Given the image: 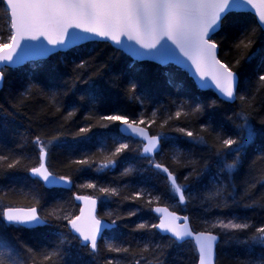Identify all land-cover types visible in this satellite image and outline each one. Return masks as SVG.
Here are the masks:
<instances>
[{"label": "trees", "instance_id": "1", "mask_svg": "<svg viewBox=\"0 0 264 264\" xmlns=\"http://www.w3.org/2000/svg\"><path fill=\"white\" fill-rule=\"evenodd\" d=\"M255 27L250 14H234L223 21L214 37L219 45V59L232 67L239 77L238 91L251 100L246 111L254 140L240 153L237 168L231 173L224 161L233 163L234 158L216 155V136H231L238 142L246 138V130L240 128L241 101L229 104L211 91H199L185 72L172 65L133 62L107 43H90L45 61L8 69L0 92V154L8 157L0 161V211L8 207L36 208L48 225L26 230L8 226L0 218V237L4 241L0 251L7 250L2 245L10 244L15 250L14 258L26 259L22 245L27 244L41 251L59 248L61 264H105L106 258L114 256L120 257L122 264H132L143 246L148 245L143 255L153 264H197L192 242L179 245L156 229L137 230L141 222L157 223L152 209L164 206L187 216L194 232L211 231L220 237L216 264H238L241 259L264 257V246L250 241L248 236L264 224V207H244L257 202L264 205V155H260L264 153V88L256 91L257 75L264 65V33L257 29L250 47H235L244 33ZM7 31V22L0 21V32L6 35ZM81 63L84 67H77ZM181 105V116L164 124ZM197 105L200 111L194 112ZM153 111L157 113L156 120L149 125ZM120 112L130 122L143 115L145 122L138 125L151 135H160L163 152L158 153L155 162L168 167L179 183L188 186L192 195L184 206L171 194L165 174L142 156V143L122 136L119 121L101 119ZM175 127L203 136L205 143L172 130ZM81 128L90 131L82 133ZM37 135L48 144L50 172L70 179L71 191L47 188L30 177V170L40 165L39 151L32 144ZM120 142L129 147L113 155ZM17 159L19 162L15 163ZM83 159L88 163H76ZM9 163L15 166L8 168ZM189 173L192 174L185 181ZM89 182H95L97 188L86 187ZM101 186L117 188V195L105 197L98 191ZM217 189L220 194L209 199V194ZM137 192L143 195L137 197ZM75 195L97 198L98 217L110 223L116 220V228L105 233L95 256L74 238L67 228V219L56 218L72 219L78 215ZM131 210L137 214L129 216ZM234 218L250 220L253 228L247 232H219L211 227L218 220L227 222ZM107 243L123 244L131 255L111 253ZM156 245L160 247L154 252ZM140 264H145V260Z\"/></svg>", "mask_w": 264, "mask_h": 264}, {"label": "snow or ice", "instance_id": "2", "mask_svg": "<svg viewBox=\"0 0 264 264\" xmlns=\"http://www.w3.org/2000/svg\"><path fill=\"white\" fill-rule=\"evenodd\" d=\"M257 4L260 6L257 7ZM0 7L3 9L0 21H6L8 28L6 35L0 32V65H15L28 55L44 56L82 42L106 41L121 49H126L137 59L155 60L161 64L175 62L189 68L194 66L192 75L200 81L199 87L202 89L214 88L225 101H241L242 107L239 116L242 123L240 128L246 130V138L238 142L231 136L223 138L219 134L216 136V140L219 142L216 155L222 158L225 156L234 158L233 163L224 161L225 167L230 173L237 168L240 153L244 152L246 146L254 140V130L249 123V115L246 111V108L251 107V100L237 90L240 81L232 67L217 58L219 45L214 37L222 27L223 21L229 17L234 14H250L256 27L252 28L251 32H245L244 38L235 45L238 50L241 47H250L254 43L252 36L257 29L264 33V0H0ZM45 40L49 45H52L51 48L44 45L43 41ZM29 41L39 43H27ZM188 61L191 62L190 65L187 63ZM236 63L239 64L240 60L238 59ZM77 67L83 68L84 64L81 63ZM6 71L5 67H0V87L3 86ZM260 88H264V65L261 66V71L257 75L256 91H259ZM134 89L135 86H133V91ZM254 98L253 96L252 99ZM193 111H200V106H195ZM182 112L183 105L175 112L174 116H168L163 123L167 124L169 120L179 118ZM71 114L72 112L69 113V115ZM156 115L155 111L151 113L148 118L149 125L155 123ZM185 115L187 116L188 113ZM101 119L110 122L119 121L126 126L120 129L121 132L135 134L145 142L141 154L158 172L165 174L171 194L179 204H185L191 198L192 194L188 191V186L179 183L177 176L168 167L155 162V156L163 152L160 147L161 137L159 134L150 136L146 128L136 126L145 122L143 115L138 119H132L131 122L123 112L108 114L102 116ZM172 130L192 138L195 142L205 143L203 136H194L191 130L184 127H175ZM88 131H90L89 128L80 129L82 133ZM32 144L39 151L40 166L32 168L31 174L48 186L71 185L70 179L54 175L45 167L44 160L48 155V144L39 135L32 141ZM128 147L127 143L120 142L113 155ZM176 155L178 157L180 153L177 152ZM260 155H264V153H260ZM6 159H8L7 156L0 154V161ZM18 162L17 159L15 163ZM15 163H9L7 167L12 168ZM76 163L87 164L88 161L83 159ZM109 166L104 165L103 167ZM111 166H115L114 161ZM191 174L186 175L184 180L187 181ZM86 187L97 188V184L89 182ZM98 191L105 194V197L115 196L118 192L117 188L103 186L99 187ZM219 194L220 189H217L216 192L210 193L208 198L214 199ZM142 195V192L136 193L137 197ZM154 198L159 199V197ZM75 199L83 200L92 206L97 203L95 199L87 196H76ZM148 202L151 203V200ZM255 206L264 207L258 202L244 205V207ZM94 211L93 207L87 218L83 211L72 219L67 216L56 217L68 220L70 231L75 234L74 238L93 256L99 253L98 241L103 240L104 229L115 228L116 225L115 219L109 225L97 218ZM152 211L164 212L167 215H164L157 223L141 222L137 225V230L157 229L161 233H170L175 241L194 238L199 254V264H213L217 235L207 231L194 236L188 227L187 216L177 217L168 213L167 208H155ZM54 212L55 209H53ZM136 214V210H131L128 213L129 216ZM0 218L8 224L14 225L38 227L45 223L37 215L35 208L20 214L18 210L8 207L6 211H0ZM180 219L185 221L183 225L176 223ZM211 227H219L224 231L247 232L253 228V225L248 219L238 221L234 218L227 222L218 220ZM248 236L250 241L264 246V224L255 227L251 233H248ZM3 243V238L0 237V244ZM159 247L156 245L153 251L155 252ZM22 248L23 256L26 259L14 258L12 251H0V264H29V261L31 264H46L47 261H51L52 264H61L63 258L59 248L52 251H41L27 244L22 245ZM106 248L111 253L131 255L129 248L123 244L107 243ZM148 248V245H144L140 250L139 258H135L132 264H140L141 260H145V264H153L143 255L148 251ZM16 255H20V253H16ZM105 264H122V261L120 257L114 256L106 258ZM238 264H264V257L259 260L241 259L238 260Z\"/></svg>", "mask_w": 264, "mask_h": 264}, {"label": "water", "instance_id": "3", "mask_svg": "<svg viewBox=\"0 0 264 264\" xmlns=\"http://www.w3.org/2000/svg\"><path fill=\"white\" fill-rule=\"evenodd\" d=\"M259 6H260V5L257 4V7H259ZM220 30H221V28L215 33V35L218 34V33L220 32ZM27 43L37 44V43H39V42H37V41H29V42H27ZM43 43H44V45H46L48 48H51V47H52V45H49V44L47 43L46 40L43 41ZM90 43H107V44H109L111 47H113L114 49H116V50L122 52L125 56H127L128 58H130L133 62H139V63H141V62H149V63H153V64H155V65L161 66V67H166V66L172 65V66H174V67H176V68L182 70L183 72H185V73L188 75V77L192 80V82L194 83V85L198 88L199 91H202V92L211 91V92H213V93L216 95V97H217L218 99H220V100H222V101H224V102H226V103H229V104H233V103H234V102H228V101H225L224 99H222V98L218 95V93L214 90V88L202 89L201 87H199L200 81H199L196 77H194V76L192 75V72L194 71V66H193L192 68H189V67H186L185 65L177 64V63H175V62H169V63H167V64H161V63H159L158 61H155V60H149V59H137V58H134L130 53H128L126 49H121V48L117 47L116 45L111 44L110 42H106V41H99V42H91V41H88V42H82V43H80V44H77V45L71 46V47H69L68 49L57 50V51L52 52L51 54L44 55V56H41V55H28L25 59L18 61L15 65H0V67H5L7 70H8V69H9V70L19 69V68L24 67L25 65H28V64H35V63H38V62H41V61H45V60L49 59L51 56H53V55L60 54V53H66V52H68V51H70V50H72V49H74V48H78V47H81V46H83V45L90 44ZM217 58L219 59V47L217 48ZM182 59H183V57H182ZM187 63H188L189 65L191 64L190 61H188ZM236 75H237V74H236ZM237 76H238V75H237ZM3 86H4V83H3ZM3 86L0 87V92H1L2 89H3ZM237 90H238V89H237ZM136 126H137V127H140V128H144V127L139 126V125H136ZM124 127H126V126H124V125H122V124L119 125V128H118L119 133H120L122 136H124V137L131 138V139H134V140L140 141V142L142 143V148H143L145 142H143L142 139H141L140 137H137L135 134H130V132H129V133H125V132H121V131H120V129H121V128H124ZM147 131H148V130H147ZM148 134H149L150 136H152V135L149 133V131H148ZM161 142H162V140L160 139V147H161ZM141 152H142V151H141ZM157 155H158V154H157ZM157 155L155 156V158L157 157ZM142 156H143L144 158H146L144 155H142ZM146 159H147V158H146ZM44 164H45V167L48 168V165H47V157H46V159L44 160ZM39 166H40V165H39ZM39 166H38V167H39ZM48 170H49V168H48ZM49 171H50V170H49ZM30 177L33 178V179L38 180L39 182H41V183H42L45 187H47V188L61 189V190L71 191V190H72V187H73V184H72V183H71V185L62 184V185L55 186V187L45 185L44 182H43L41 179H39L38 177H34V176L31 174V172H30ZM76 196H86V195H75V197H76ZM87 197H90V198H92V199H95V200L97 201V203H96L95 206H92V205L86 203V202L83 201V200H76V199H75L76 202H77L78 205H79V213H78V215L81 213V211H83L85 218H87V217H88V214H89V212H90V210L94 207V209H95L94 214H95V216H96L97 218H99V217H98V211H99V206H100V204H99L98 199L95 198V197H91V196H87ZM185 204H186V203H185ZM185 204H181V205L184 206ZM155 208H161V209L167 208L168 213H172V214H174V215L177 216V217H184L183 215H179V214L173 212V211L170 210L168 207H164V206H155L153 209H155ZM13 209L18 210L20 214H24V213L29 212V211H30L31 209H33V208H13ZM35 209H36V208H35ZM6 210H7V209H6ZM6 210H5V211H6ZM36 212H37V215H39V212H38L37 209H36ZM152 214L157 218L158 222H159V220H160L161 218H163L164 215H167V213H164V212L156 213V212H154V211H152ZM39 216H40V215H39ZM40 217H41V216H40ZM41 219L44 220L42 217H41ZM99 219H100V218H99ZM101 220H102V219H101ZM44 221H45V220H44ZM102 221L105 222V223H107V224H109V225L111 224L110 222H108V221H106V220H102ZM4 223H5L6 225H8V226H16V227H20V228H23V229H26V230H32V229H37V228H44V227H46V226L48 225V223H47L46 221H45L44 224H42V225H40V226H38V227H32V226H28V225H14V224H8L6 221H4ZM176 223H177V224H180V225H183V224L185 223V221H184L183 219H180V220H178ZM187 224H188L189 229L193 232L194 236H195V234L200 233V232H197V233H196V232H194V231L192 230V227H191L190 222H189V218H188V220H187ZM67 228H68V230L70 231V225H69V224L67 225ZM115 228H116V225H115ZM115 228H112V227H107V228H105L104 231H103V233H102V235L104 236L105 233H107V232H109V231H111V230H113V229H115ZM156 231H157L161 236H163V237H168V238L172 239L173 241H175V238L172 237L170 233H167V234H165V233H161V232H160L159 230H157V229H156ZM70 232H71V234H72L73 236H75V234H74L72 231H70ZM212 234H213V233H212ZM214 235H216V234H214ZM217 236H218V235H217ZM219 241H220V237L218 236V240H217V242H216V246H215V255H214L213 264H216V263H217V246H218V244H219ZM99 242H100V241H98V244H99ZM175 242H176L177 244H179V245L184 244V243H186V242H192L193 245H194V247H195V249H196L197 256H198V262H197V264H199V254H198V251H197V248H196V244H195V240H194V238L186 239L185 241H175ZM82 246H83V245H82Z\"/></svg>", "mask_w": 264, "mask_h": 264}, {"label": "rangeland", "instance_id": "4", "mask_svg": "<svg viewBox=\"0 0 264 264\" xmlns=\"http://www.w3.org/2000/svg\"><path fill=\"white\" fill-rule=\"evenodd\" d=\"M217 230L219 231V232H228V231H224V230H221L219 227H217ZM11 246L12 245H2V247L4 248V249H7L6 251H12L13 252V254L15 255V250L14 249H12L11 248Z\"/></svg>", "mask_w": 264, "mask_h": 264}, {"label": "flooded vegetation", "instance_id": "5", "mask_svg": "<svg viewBox=\"0 0 264 264\" xmlns=\"http://www.w3.org/2000/svg\"><path fill=\"white\" fill-rule=\"evenodd\" d=\"M75 197V196H74ZM78 204V203H77ZM105 235V234H104Z\"/></svg>", "mask_w": 264, "mask_h": 264}]
</instances>
